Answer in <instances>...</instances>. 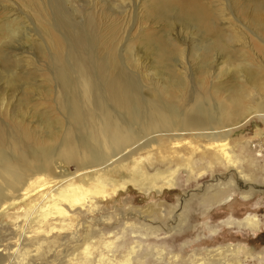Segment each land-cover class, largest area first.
I'll return each mask as SVG.
<instances>
[{
    "label": "rangeland",
    "instance_id": "obj_1",
    "mask_svg": "<svg viewBox=\"0 0 264 264\" xmlns=\"http://www.w3.org/2000/svg\"><path fill=\"white\" fill-rule=\"evenodd\" d=\"M209 1L224 11L232 29L239 28L242 48L231 49L255 53L253 60L264 63V27L249 21L252 13H264V0L258 5ZM149 3L0 0V108L9 104L0 109V156L23 154L27 161L36 150L15 123L24 107L33 106L44 120L67 122L84 145L109 115L112 78L123 83V92L141 114L154 116V108L164 114V71L146 52L147 36L172 38L185 50L181 59L173 55L171 60L182 63L187 101L206 99V91L196 85L203 78L194 70L201 58L191 55L189 29L171 14L154 20ZM167 23L173 27L166 28ZM112 59L117 61L114 71ZM11 76L26 77L30 84L12 87ZM230 80L227 76L207 85L229 87ZM244 89L251 91V86ZM187 139L175 148L163 139L127 150L126 157L104 169L78 172L63 182L45 176L27 185V192L16 193L26 195L16 202L1 197L4 264H264V123L251 118L226 138ZM223 141L232 164L219 158ZM68 149L76 152L71 143ZM66 169L74 172L76 165ZM238 172L253 182L239 180Z\"/></svg>",
    "mask_w": 264,
    "mask_h": 264
},
{
    "label": "bare ground",
    "instance_id": "obj_2",
    "mask_svg": "<svg viewBox=\"0 0 264 264\" xmlns=\"http://www.w3.org/2000/svg\"><path fill=\"white\" fill-rule=\"evenodd\" d=\"M252 2L253 5L259 4L258 0ZM148 11L154 20L163 16L165 19L171 14L174 20L189 29L187 40L194 45L193 50H190L195 51V54L191 55L196 59L201 58L194 70L203 76L195 84L202 93L206 91L203 93L204 96L207 94L206 99L187 101V87L179 71L183 68L182 63L171 60L173 55L181 59L185 50L178 48L172 38L152 39L147 36L146 52L154 58L156 66L164 71L161 78L164 114L155 108L154 116L141 114L132 106V99L123 92V83L115 78L109 82V115L106 120H100L101 126L95 127L84 145L73 129H70L71 126L66 128L65 125H69L67 122L44 120L33 113V106L18 110L14 118L17 129L28 138L29 145L36 150L27 154V161L23 160V154H19L15 159L7 155L0 156V170H3L0 174V180H3L0 182V198L19 201L26 195L15 194L27 192V185H33L37 179L51 175L53 181L63 182L78 172L95 168L101 170L125 155L127 150L129 152L134 148L147 147L152 143L160 144L163 139L164 143H172L169 148H175L179 140L184 138H226L232 130L242 127L251 118H259L264 123V63L253 60L255 53L250 56L231 49L237 46L242 48L240 38L236 36L239 34V28L232 29L221 8L209 0H150ZM249 21L255 27L263 28L264 13H252ZM224 24L227 27H224ZM169 27L173 26L167 23L166 28ZM191 35L198 36V40L190 39ZM176 37L182 41L180 33H177ZM196 42L200 46L195 45ZM7 59L2 60L6 65ZM116 63V59H112L110 65L113 71ZM216 67L220 68L215 69ZM215 73L217 75L211 79L209 76ZM227 76L231 78L229 87L208 86L213 84V81ZM26 80V77L18 79L11 76L8 83L12 87L21 82L30 84ZM244 85H250L251 91L245 90ZM25 88L23 97H27L29 85H25ZM82 91L89 97L88 87H84ZM146 104V101L142 100V106ZM186 106L189 108L185 109ZM8 107L9 104L6 103L0 109L7 110ZM118 110L122 111L121 116L116 115ZM153 135L154 137H151ZM74 140L79 144L78 147ZM69 143L74 146L76 152L69 151ZM219 149V158L226 160L227 164H232L227 141L222 144L220 142ZM69 164L76 165L74 172L67 171ZM238 178L253 182L252 176L246 179L242 172H238ZM3 210L0 209V212ZM84 251L88 252L87 247ZM4 263L5 260L0 254V264Z\"/></svg>",
    "mask_w": 264,
    "mask_h": 264
}]
</instances>
